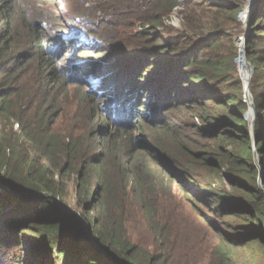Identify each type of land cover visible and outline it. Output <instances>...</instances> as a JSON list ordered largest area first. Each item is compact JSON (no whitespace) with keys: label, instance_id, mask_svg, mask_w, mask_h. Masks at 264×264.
Masks as SVG:
<instances>
[{"label":"trees","instance_id":"trees-1","mask_svg":"<svg viewBox=\"0 0 264 264\" xmlns=\"http://www.w3.org/2000/svg\"><path fill=\"white\" fill-rule=\"evenodd\" d=\"M141 2L99 1L96 10L115 15L86 39L113 36L126 46L119 66L102 70L65 63L89 50L52 31L63 28L55 11L35 14L34 0H0V149L11 152L6 169L0 164V250L31 256L30 243L44 255L32 264H160L123 230L117 212L130 207L156 224V208L183 202L176 183L223 226L212 225L214 264H234L232 251L250 245L264 255V185L236 63L243 35L264 160V0L247 29L239 18L244 0ZM177 10L180 29L166 25ZM23 73L29 81L17 83ZM67 119L72 126L59 133L56 124ZM240 160L251 169L229 171L245 179L229 176L224 189L215 187ZM71 191L79 215L68 210ZM157 235L166 248V234ZM21 258L14 264H28Z\"/></svg>","mask_w":264,"mask_h":264},{"label":"rangeland","instance_id":"rangeland-1","mask_svg":"<svg viewBox=\"0 0 264 264\" xmlns=\"http://www.w3.org/2000/svg\"><path fill=\"white\" fill-rule=\"evenodd\" d=\"M99 1L101 0H34V3L32 4L33 6L29 7L32 13L35 14L37 11H55L56 14L59 15L61 21L54 20V22H58V24L63 28H58L59 26L53 24L51 27L52 31L55 34L59 33L65 35L66 38L75 40L79 43V46L85 47L89 50L78 57L68 55L65 63L69 67L73 66L72 64L74 63H78V66L80 67L97 64L98 68L101 67L103 68L102 70H107L110 69L111 66H119L118 64L115 65L118 56H122L120 58H125L126 56L125 55L123 57V50L126 46L122 45L121 41L116 40L113 36H109L106 39H99L95 37H92L89 40L86 39L87 30L96 28L100 23L108 22L115 15L112 11L104 12L100 9L96 10L99 6ZM184 1L186 0H179V2L182 3ZM141 4L145 5L144 0H142L138 6L142 7ZM248 4L249 0H244L242 11ZM179 11L180 10H177L172 15L171 19L166 22L167 26H171L175 29L181 28L182 21ZM238 38L236 41L238 48L236 63L237 58L240 57L241 47L238 43ZM99 46L100 48H98ZM95 48H98L99 50H94ZM101 51H107L109 55L107 57L100 56L98 53H102ZM237 69L238 71L240 70L238 63ZM239 75L241 76L240 71ZM72 77L76 79L77 76ZM16 81L17 83H27L29 81V77L27 74L23 73L16 79ZM14 87L25 88L17 85ZM250 94L253 100L251 90ZM61 101H69L72 103V98L70 97L66 100L65 97H62L60 98V103ZM245 101L249 104V110L244 116L249 122L247 137L251 142L252 149L255 152L254 165L255 169L259 171L258 181L260 185L263 186L264 160L262 159L261 154H259L256 150L258 115L255 109L254 100L253 108L250 106V102L246 96ZM184 114L188 115L185 112ZM11 122L14 123L13 120H11ZM70 126H72V120L67 119L58 126L56 124L55 129L57 130L58 128L59 133H62ZM12 128L16 129L17 125H12ZM207 143L209 147H216V143L214 141H207ZM5 149V152L0 149V164L2 168L6 169L7 162L9 161L11 163V152L9 147H5ZM246 161L247 160H240L237 163L228 165L231 168H226V170H223V173H221L224 184L222 181L217 180L213 183L214 186L224 189V185H228L230 183L228 180L229 176L242 180L245 179L243 175H235L233 172L229 171V169L233 168L244 173L251 169L246 164ZM172 189L178 195L177 197L179 200L181 198L183 202H180L176 206V209H173L172 211L170 209L162 211L156 208L155 211L157 212L154 217V222L156 224L151 225L148 220L144 219V216H140L138 212L132 210L130 207H127V210L120 208L117 215L121 221L120 223L123 230L133 239L135 243L140 245L143 250L156 256L157 259L160 260V264H164V261H166V264H214L211 255L214 252V245H217L218 241L215 238L216 230L212 228V225L215 226L214 222H216L218 227L221 226L219 225L218 219L215 217L213 212L203 207L199 202L194 200V198L185 195L176 183H172ZM226 191L229 195L234 196L233 192L228 190L227 186ZM165 194L167 195L168 200L173 199V196L168 192H165ZM75 200L76 197L74 196V192L71 191L69 197L67 198L68 210L79 215L80 212L75 206ZM165 205H168L167 200H165ZM199 213L200 215H198ZM158 232H164L166 234L167 239L169 240V244L166 248H162L161 241L157 235ZM25 248L33 250L31 256L26 253L29 251L27 249L23 250V252L22 250H9L8 248L0 250V264H14L15 261L22 260L21 257H23V260L26 259L28 264L36 263V261L33 260L34 256L39 260L41 258L43 259L44 255L39 252V248L30 247V243H27ZM98 251H101L100 256L105 257V252L103 250L98 249ZM232 254L234 264H264V255L256 245H250L247 248L235 249L232 251ZM108 262L110 264H116L109 260Z\"/></svg>","mask_w":264,"mask_h":264},{"label":"water","instance_id":"water-1","mask_svg":"<svg viewBox=\"0 0 264 264\" xmlns=\"http://www.w3.org/2000/svg\"><path fill=\"white\" fill-rule=\"evenodd\" d=\"M256 2L257 0H249V4L246 6V8L242 11V13L239 16L240 20L243 22L244 27L246 29L249 27L250 14L256 5ZM240 54H242V59H243L242 63L245 68L244 73L241 70H239L241 77H242L243 84H244L245 96L248 98L250 102V106L253 108V100L250 94V81L254 73V67L248 61V58H247L246 41L240 47ZM239 58H237L238 64H239Z\"/></svg>","mask_w":264,"mask_h":264},{"label":"bare ground","instance_id":"bare-ground-1","mask_svg":"<svg viewBox=\"0 0 264 264\" xmlns=\"http://www.w3.org/2000/svg\"><path fill=\"white\" fill-rule=\"evenodd\" d=\"M243 59H242V54H240V58H239V69L244 73L245 72V68H244V65H243Z\"/></svg>","mask_w":264,"mask_h":264},{"label":"built area","instance_id":"built-area-1","mask_svg":"<svg viewBox=\"0 0 264 264\" xmlns=\"http://www.w3.org/2000/svg\"><path fill=\"white\" fill-rule=\"evenodd\" d=\"M244 36L242 35V36H240L239 38H238V43H239V45L241 46V45H243V43H244Z\"/></svg>","mask_w":264,"mask_h":264}]
</instances>
